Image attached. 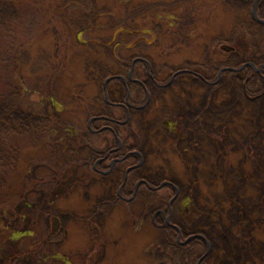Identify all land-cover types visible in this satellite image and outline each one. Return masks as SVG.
<instances>
[{
    "label": "rangeland",
    "instance_id": "1",
    "mask_svg": "<svg viewBox=\"0 0 264 264\" xmlns=\"http://www.w3.org/2000/svg\"><path fill=\"white\" fill-rule=\"evenodd\" d=\"M249 10L246 0H0V108L24 104L52 113L102 149L108 139L86 134L87 119L105 110L104 77L119 68L126 75L122 59L138 51L149 54L159 79L188 66L216 79L223 66L259 65L264 63L259 48H264V32L250 35L255 30L248 23ZM139 21H144L149 32L143 37L150 43L138 41L135 52L126 51L125 43L135 35L115 33L122 26L139 27ZM139 68L144 75V67ZM179 73L172 88L152 93L148 108L131 111L143 168L165 170L185 201L197 207L191 223L177 215L173 222L187 233L205 235L210 246L205 264H264V232H259L264 230V91L253 99L240 91L244 70L224 71L218 88ZM130 90L132 99L142 100L138 84ZM47 96L61 112L51 109ZM112 96L124 102L123 95ZM106 104L108 114L124 116ZM166 118L179 126L181 139L173 134L171 141L162 133ZM6 128L0 125V187L7 146L19 155L15 181L27 158L48 152L43 137L48 126ZM84 154L81 148L69 159L78 161ZM64 164L57 166L60 174L40 164L30 166V177L46 174L54 181L31 184L19 202L17 192L11 194L16 216L5 223L17 233L33 232L4 248L11 264H177L158 257L168 237L152 223V212L161 206L152 205L157 196L142 192L131 202L117 200L120 173L108 183L106 176L87 177ZM218 171L231 178L229 183H211ZM146 210L149 215L141 219Z\"/></svg>",
    "mask_w": 264,
    "mask_h": 264
},
{
    "label": "trees",
    "instance_id": "2",
    "mask_svg": "<svg viewBox=\"0 0 264 264\" xmlns=\"http://www.w3.org/2000/svg\"><path fill=\"white\" fill-rule=\"evenodd\" d=\"M239 13L241 15V11ZM257 14L259 17H264V0L260 2L257 8ZM248 23L252 24L249 18H248ZM141 24H144V21H142V23H140V21L138 22L139 27H136L134 25H130V27L122 26L115 33V35L120 34V33L135 35L134 39H130L128 42L125 43L124 49L126 51L132 50V52H135V50L133 49H135V45L138 44V41H143V40L148 41V39L144 38L143 36L145 33L147 34V32L149 31L148 30L146 31V29ZM253 24L256 25L257 23L253 22ZM257 25L258 27L263 26L259 23ZM99 40H101L100 42H104L102 41L101 37L99 38ZM77 41L80 42L78 39ZM107 46L108 45L101 44V47H107ZM114 48H115V45L113 46V50L111 49V53H112V56L115 58L114 53H113ZM121 48L123 47L121 46ZM259 48L264 51L263 45L260 44ZM230 51H231L230 54L235 53V51H232V50ZM137 53H141V52L138 51ZM135 54L136 53H132L130 57L128 56L125 57L124 59H122L123 61L120 59L123 64L121 65L119 63L120 66L122 67V66L128 65L129 67L132 57H134ZM117 58L119 59L120 57H117ZM128 58H130L129 61H128ZM118 59L117 61H119ZM138 68H139L138 65H136L135 70H137ZM118 70H121V69L119 68L117 69V71ZM244 71L248 73L249 68H246ZM225 72L230 73V71H225ZM114 73H111V74H114ZM212 79H215V78H212ZM244 81H245V78H244ZM148 86H149L148 88H154L152 82H149ZM240 91L248 96H258L261 92L264 91L263 74L255 73L245 83V85L240 88ZM78 95H80L78 96L79 98L80 97L82 98V94L78 93ZM1 96H4V95L1 94ZM44 101H46V103L49 104L52 110L55 109V111L61 112L62 109H57L55 107L56 105H55V101L53 100V98H50L47 96L46 99H44ZM21 106L22 107L19 109L9 108L8 106L5 108H0V125H3L4 128H6V125H7V128L5 130H8V129L11 130L16 125H18L21 129H25V128L30 129L31 127H36V125L40 126V124L44 126V128L45 126L46 127L48 126V128L45 129V132L43 135L45 144L48 148V152H46V155L43 157L27 158V164L23 166V168L18 172L16 181H15L16 176H15L14 170H15V164L18 163L19 155L17 154V151L12 153L11 145L6 147L7 149L6 161L3 163V165L6 166V171L2 173L1 178L3 180V185L0 187V260L2 259L1 258L2 256H6V258L0 261V264H11L10 263L11 255L4 254L5 252L4 248H9L12 243H15L16 241L20 239L33 236L32 231L29 232L26 230L25 231L20 230L21 232L18 231L17 233L16 231H14L8 226L9 223H5V220L11 221L14 218V216H16V205L12 203L13 197L11 196V194L14 193V195H16V192H17L18 202H19L22 199V195H24L27 192V190L30 189L29 186L31 184L34 186V185L47 183L48 181L50 182L54 181L53 176L49 177V175H46V174L44 175L42 174L40 178L30 177L29 167L40 164L41 166L50 168L54 174L55 173L60 174L62 171L57 169V166L59 164L66 163L64 164L65 167H70V168L77 167L79 170H81V173L84 176L92 177L94 176L93 167H92L93 160L95 159L96 156H98L101 153H104V151H106L107 149V148L99 149L93 146L88 140H86V137H84L83 135L84 134L83 131L79 130L73 124H70V125L68 123L60 124L52 113H46L40 110L37 111L33 109H27L24 106V104H21ZM98 113H101V112H98ZM93 114H96V113L92 112L88 115V117ZM4 119H7V120H4ZM235 119L236 117H233V120ZM3 121H6L7 123ZM174 124H175V121H174ZM178 127L176 129L175 128L173 129V134L175 135V137L181 139L182 135ZM114 129H115L116 134L123 140V147L125 150L132 151V150L138 149L140 138L138 134L135 133V131L132 128L131 119L128 122H125L123 124L115 125ZM88 134H91V133L89 132ZM106 134H108V132L101 131L99 134H96V135L106 137ZM113 141L116 142V139L113 138ZM81 148H85V154L82 159L78 161L69 159V157L76 155L77 150ZM223 158L227 159V156L223 155ZM127 161L131 164L137 163L138 162L137 154L135 152L134 153L130 152L127 157ZM216 175H217L216 178L213 179L211 182L212 184H216V183L223 184V182L229 183V180H231V178L228 175H226L225 172L218 171L216 172ZM131 176H133V172L130 173L128 179L125 182V185L122 187V190H121L122 195L130 196L132 194L134 177H131ZM13 182H16L17 184L13 186L12 185ZM74 184H77V181H75ZM10 187H13L14 189L10 191ZM141 188L142 187L139 186L137 190L139 191ZM44 200H46V197H44ZM15 203L17 204V202ZM196 209L197 207L193 205L192 203H189L187 205H181V206L179 204L177 206V216L181 217L185 221H188V224H189L192 222L194 218ZM41 213L45 214V211L43 210ZM162 223L163 225H165L164 222ZM165 229L168 231V241L165 245V250H162L160 253H158V257L161 260L166 258L171 261L172 260L176 261L177 264H180L183 260H185L189 256L193 255L194 257V255L201 253L206 246L205 240L200 237H193L192 239H189L185 244H181L176 240V235L173 233V228L170 227V225H166ZM259 232H264V230L263 231L260 230ZM60 243L61 242H58V243L55 242L54 244H60Z\"/></svg>",
    "mask_w": 264,
    "mask_h": 264
},
{
    "label": "flooded vegetation",
    "instance_id": "3",
    "mask_svg": "<svg viewBox=\"0 0 264 264\" xmlns=\"http://www.w3.org/2000/svg\"><path fill=\"white\" fill-rule=\"evenodd\" d=\"M254 1L255 0H246V2H248L250 5V10L248 12L250 13V15ZM261 1L262 0L257 1L256 11ZM250 20L252 24L253 22H256L257 24L259 23L258 21L253 19L252 16H250ZM257 24H254V27L251 28V30H255V32H249L250 35H255L257 32H264V24L259 23L263 25L261 27H258ZM76 35L79 41H81L82 39L80 35L78 33ZM147 42L150 43L149 41ZM221 46L224 49H233L232 47L226 48L225 44H222ZM133 60L135 61L133 62ZM136 65L141 68L144 67L142 72V74L144 73V75H141L139 70H135ZM246 68H249V72L245 75V83L255 73L262 74L264 70L263 68L260 72H257L254 71L250 66H244L240 70H245ZM220 69L217 72L216 80L212 79L213 76L211 77L202 71L191 68L190 66H188L187 68L176 69L172 72L170 71L169 73L164 75L165 77L159 79L156 76L157 72H154L151 69V56L142 52L136 53L134 57H132L126 75H123L121 71H117L114 74H110L104 77L101 87L103 92L102 105L104 106L105 110L100 111L101 113L97 112L96 114L89 116L87 119L86 134L90 132L91 134L95 135L99 134L101 131L108 132V134H106V137L108 139L109 144L104 147L105 149L107 148L106 151L96 156L92 163L94 175L106 176L108 179L107 182L110 183L112 176H114L115 173H120V179L118 180L116 185L117 192L116 196L114 197L117 200L120 199L126 202H131L135 199L138 193L142 192L153 193L155 196H157L158 199L155 200L152 205L156 206L157 204H160L163 207L160 206L152 212V223L156 227H158V229L164 232L167 237L168 231L165 229V226L170 225V227L173 228V233L176 235V240L181 244H185L189 239H192L193 237H200L204 240L206 239L204 237V234H200L197 231L187 233L173 222L174 215H177V206L179 204L180 206L187 205L189 204V202L185 201L184 196L181 195L180 190L173 184V180L166 175L167 172L165 170H155L154 168H149L152 170H148L147 168L144 169V156L140 153V151L138 149L132 151H127L124 149L123 140L116 134L114 126L128 122L131 118V111H141L148 108L153 101L152 93L160 95L162 92H165L167 88H172L176 77L181 74L179 73V70L184 71L187 74H191L193 78L199 79L203 81V83H206L211 87L215 88V86H217L218 88V84L223 74V72H219ZM149 82L153 83L154 88H148ZM133 84H138L142 89L143 98L141 101L136 102L130 96V87ZM115 94L118 97H120L119 94L123 95L124 102H120L119 100H117V98H113L112 95ZM157 100L158 96L154 97V101L157 102ZM106 103L110 104V106H113L117 109H121L124 113V119L123 117L118 118L113 114H108L105 106ZM171 116H173V114L170 115V117ZM92 117L94 118L90 120ZM179 117L181 118V116ZM161 123L162 133H164L166 137L168 135L171 136V141H173V129H176L178 125L176 123L174 124L173 118L163 119ZM109 137L112 139V141H110ZM113 138L116 139V142L113 141ZM135 151L137 152L136 154L138 157V162L135 164H131L127 161V157L130 152L134 153ZM131 171L133 172V176L131 177H134L132 194L130 196L122 195V187L125 185V182L128 179L130 173H132ZM139 186H141L142 188L138 191L137 189ZM147 215H149L148 210L143 212V218L141 219H146ZM162 222H164L165 225H163ZM205 242L206 246L201 253L194 255V257L193 255L189 256L180 264H205L210 254L209 243L207 240H205Z\"/></svg>",
    "mask_w": 264,
    "mask_h": 264
},
{
    "label": "water",
    "instance_id": "4",
    "mask_svg": "<svg viewBox=\"0 0 264 264\" xmlns=\"http://www.w3.org/2000/svg\"><path fill=\"white\" fill-rule=\"evenodd\" d=\"M257 1L258 0H255L254 3H253V7H252V10H251V16L253 19H255L256 21H258L259 23H262L264 24V18H260L258 15H257V11H256V4H257ZM136 60V59H135ZM134 60V61H135ZM133 61V62H134ZM244 66H250L254 71H257V72H260L263 68H264V63L259 65V66H255L253 63L251 62H247L245 64H242L240 67H238L237 69L240 70L242 69ZM223 70H233L232 67H223L220 69V71H223ZM130 75V74H129ZM94 117H92L90 120H92Z\"/></svg>",
    "mask_w": 264,
    "mask_h": 264
}]
</instances>
